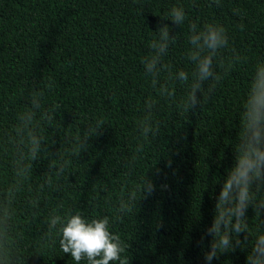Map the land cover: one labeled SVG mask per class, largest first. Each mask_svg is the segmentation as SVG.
<instances>
[{"label": "trees", "instance_id": "trees-1", "mask_svg": "<svg viewBox=\"0 0 264 264\" xmlns=\"http://www.w3.org/2000/svg\"><path fill=\"white\" fill-rule=\"evenodd\" d=\"M173 6L185 10L181 26L161 18ZM192 22L222 24L229 36L223 55L231 57L235 50L240 59L227 72L217 66L219 79L205 85H216L210 99L182 113L178 105L187 99L188 85L161 73L175 96L174 102L158 98L141 61L152 53L154 32L168 24L176 39L163 62L172 76L187 72L190 84ZM257 60H264V0H220L219 6L214 0H0V139L17 125L32 91L44 92L45 108L59 106L57 131L46 124L38 129L50 155L41 153L33 162L31 179L17 197L26 264H76L61 251L55 231L51 239L45 237L49 214L70 209L87 218L108 216L110 230L129 247V264H206L212 239L206 229L235 162L240 113ZM149 98L157 100L154 120L160 131L145 142L137 123ZM97 124L102 127L90 137L87 151L71 156L74 138L89 128L94 132ZM138 144L143 152L126 166L137 157ZM14 151H0V188L11 178L7 165ZM61 155L70 163L60 191L51 194L46 188L39 209H32L28 199L37 195L51 159L58 164ZM145 176L155 185L147 197L139 191ZM133 190L131 212L118 213L121 194L127 200ZM247 216L249 246L220 253L212 264H246L258 223L251 206Z\"/></svg>", "mask_w": 264, "mask_h": 264}, {"label": "clouds", "instance_id": "clouds-1", "mask_svg": "<svg viewBox=\"0 0 264 264\" xmlns=\"http://www.w3.org/2000/svg\"><path fill=\"white\" fill-rule=\"evenodd\" d=\"M219 6L220 0H214ZM211 6V5H210ZM234 13L239 15L238 10ZM162 20H171L176 26L185 23L186 13L182 7L173 6ZM168 24L158 27L149 47L152 53L143 58L141 63L146 76L151 77V87L157 91L158 98L174 102L175 91L169 87L167 80L161 82V73H169L168 79L178 80L187 84L189 91L187 99L178 107L182 113L195 111L210 99L215 90V83L205 87L207 82L219 79L215 68L222 67L227 72L240 59L233 50L231 57H225L223 51L229 47L227 29L217 22H205L202 26L192 22L189 25L190 35L187 59L195 66L192 80L189 84V74L179 70L175 76L171 75L170 65L163 62L170 44L175 42L176 36L170 35ZM216 61V64H214ZM51 88V85H47ZM44 92L34 90L29 94L27 107L17 116V125L10 132H6L0 139V151L9 155L10 148L15 151L10 154L8 168L11 178L5 182V187L0 188V264H26L21 243L24 232L17 231L20 227L16 222L18 210L16 208L19 191L31 179L33 162L42 158L41 153L50 155L44 142V137L39 134L41 124L57 131L54 125L56 110L54 105L45 108L42 104ZM157 100L149 98L145 101L144 116L137 123V131L143 141H147L159 134V121L154 120ZM39 114V118H38ZM240 128L238 142L235 145V162L227 170L219 195L215 197V215L206 235L210 236L209 250L205 252L206 264H212L214 258L220 253L234 252L237 247L249 246V222L247 212L253 209L258 221L256 236L247 255L246 264H264V60H257L254 72L248 85V92L240 113ZM102 126L97 124L95 131L87 129L74 138L73 146L69 150L71 156H79L87 151L90 137L97 134ZM54 143V142H53ZM135 152L137 157L128 162L126 166L134 164L139 154L143 152L142 144H138ZM58 152L55 154V157ZM54 157V158H55ZM51 159L48 171L43 176V182L38 184L36 196L28 199L27 204L36 210L40 207V194L47 188L51 194L61 189V181L65 179L68 171L69 160L60 156V162L54 163ZM171 167V161L168 162ZM159 172H157V175ZM69 175V174H68ZM167 187V186H163ZM29 192L33 191L31 187ZM144 197L152 195L155 185L151 178H142V187L139 189ZM136 199V191L128 193V199L121 194L118 213L131 212V201ZM58 208L62 209L61 203ZM33 217L36 212L33 211ZM48 230L45 237L51 239L53 231L58 238L59 247L64 254H70L76 264H129L125 256L128 245L118 233L110 230L108 216L85 217L81 212L71 209L63 215L59 212L50 213L45 221ZM245 234L243 240L240 234ZM203 240V237H202Z\"/></svg>", "mask_w": 264, "mask_h": 264}]
</instances>
